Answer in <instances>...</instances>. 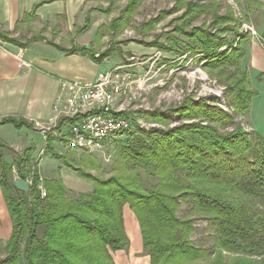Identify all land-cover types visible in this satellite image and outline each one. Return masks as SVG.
<instances>
[{
  "label": "trees",
  "instance_id": "1",
  "mask_svg": "<svg viewBox=\"0 0 264 264\" xmlns=\"http://www.w3.org/2000/svg\"><path fill=\"white\" fill-rule=\"evenodd\" d=\"M235 1H244L249 14L263 6L260 0ZM212 5L191 7L198 9L197 14L213 13L217 22ZM195 30L189 35L195 40L192 49L213 55L222 46L216 35ZM0 38L19 43L5 34ZM81 51L92 49L83 46ZM232 54L226 58L219 54L214 68L237 67L246 56L245 47ZM232 74L226 73L228 78ZM232 77L236 79L230 106L248 115L257 95L250 72L245 69ZM188 105L168 114L208 124L169 130L133 127L121 135L127 137L122 144L117 141L116 158L106 177L95 158H82L76 167L70 157L74 150L67 148L64 165L90 182V191L69 188L59 175L43 178L42 196L38 187L42 176L27 154L15 162L20 178L33 179L26 195L15 186L13 165L5 159L8 146L0 142L1 186L13 221L10 239L6 243L0 239V247L5 244L7 251L0 264H116L114 254L130 245L127 206L138 220L150 264H264V137L255 133L251 137L240 126L229 132V127L237 126L235 114L222 108L203 100L196 107ZM168 114L154 112L148 117L169 124L174 117ZM0 123L24 122L7 118ZM72 123L66 120L61 126ZM61 141L66 144L64 136ZM145 178L157 181L147 184ZM198 220L209 223L211 246L195 245Z\"/></svg>",
  "mask_w": 264,
  "mask_h": 264
},
{
  "label": "rangeland",
  "instance_id": "2",
  "mask_svg": "<svg viewBox=\"0 0 264 264\" xmlns=\"http://www.w3.org/2000/svg\"><path fill=\"white\" fill-rule=\"evenodd\" d=\"M260 1L263 4L262 8L249 14L246 11L245 2L237 3L235 0H75V13L70 14L69 20L65 15H61L56 27L49 23H41L34 25L33 28L37 31H33L43 34L42 36L47 40L63 47H76L80 51L79 45H86L87 48L92 49L89 55L100 64L98 73L127 63L132 55L148 60L145 66L136 71L142 76L150 67L155 72L153 78L146 85L135 88L136 98L131 100L123 98L117 103V105L124 103L125 114L131 118L137 129L169 130L193 124H208L199 118L192 117L184 120L177 119L178 116H175L173 112L168 114L172 109L183 108L186 103H189L188 107L192 108L203 100L211 106L222 108L232 116L235 114L237 126L229 127L227 129L229 132L240 126L244 131L251 133V137L255 136L253 133L264 137V73H262L264 71L255 72L248 55L250 44H255L264 50V38H262V35L264 36V0ZM209 4H213L218 23L214 21L213 13L197 14L198 9L191 7V5L207 6ZM77 5L80 7L78 8ZM245 13L248 15L246 16ZM230 18H233V22L229 20ZM195 29L206 30V35L209 33L219 38L218 42H221L222 46L216 48L215 54H204L189 47L195 42L189 36L193 31L197 32ZM38 44H32L29 47L38 49ZM44 46L53 49L52 44ZM240 47H245L246 56L238 60L240 62L237 63V67L214 68L220 58L219 54L225 55V57L222 55L224 58L234 56L232 53ZM91 54H95L100 60L95 59ZM104 54H106L105 57ZM245 69L249 70L252 87L257 92L252 101L251 116L236 113V109L230 106L232 85L236 79L232 76L236 77ZM226 73L233 74L228 78ZM154 112L168 114L175 119L173 118L169 124L150 120L148 116ZM126 138L119 135L103 148L93 152L71 151L73 154L70 157L75 159L76 167L82 158L97 159L102 166L100 172L106 177L110 174L116 158L117 141L122 144L121 141ZM64 148L63 154L56 152L64 155L60 159L62 164L65 163L69 151L65 146ZM91 172L99 175V172L94 170ZM43 177L45 178L44 175ZM69 179L63 176L64 182ZM145 179L147 184L157 181ZM32 180L31 178L30 185L33 183ZM69 183L74 186L85 183L91 185L78 172L76 177L69 180ZM74 189L75 191L83 190ZM85 189L89 191V188ZM186 210V204H184L182 213H186ZM196 228L197 232L193 235L195 245L211 246L213 239L209 223L198 220ZM135 232L137 233V230L133 224V233ZM6 256L7 251L3 244L0 247V260Z\"/></svg>",
  "mask_w": 264,
  "mask_h": 264
},
{
  "label": "crops",
  "instance_id": "3",
  "mask_svg": "<svg viewBox=\"0 0 264 264\" xmlns=\"http://www.w3.org/2000/svg\"><path fill=\"white\" fill-rule=\"evenodd\" d=\"M75 9V0H0V34L20 43L0 38V122L7 118L24 122L21 126L0 123V142L8 146L5 159L13 165L14 181L20 178L16 159L27 154L42 177L61 175L69 180L76 177V171L52 157V153L63 154L65 145L61 141V134L69 126H61V123L71 120L55 109V102L61 94V79H94L100 64L89 53L76 47H63L33 31H37L34 25L41 23L56 27L61 15L69 20ZM32 44H38L39 48H30ZM48 44H52L53 49L44 46ZM83 46L86 45H79L80 48ZM248 55L254 71H264V50L250 44ZM1 173L0 167V239L7 242L13 233V221L1 186ZM69 180L65 183L73 190L92 189V184L74 186ZM124 215L130 245L128 249L114 254L115 263L150 264V256L144 253L138 220L129 206L125 207ZM133 224L137 233H133Z\"/></svg>",
  "mask_w": 264,
  "mask_h": 264
},
{
  "label": "built area",
  "instance_id": "4",
  "mask_svg": "<svg viewBox=\"0 0 264 264\" xmlns=\"http://www.w3.org/2000/svg\"><path fill=\"white\" fill-rule=\"evenodd\" d=\"M147 62L143 57L132 55L127 63L101 71L94 79L60 80L61 94L55 109L73 120L68 130L61 134L66 140V148L93 152L134 127L131 118L125 114L124 103H117L123 98H136L135 88L146 85L153 78L155 72L150 67L142 76L136 71ZM30 180L31 177L26 179L29 184ZM38 187L45 196L43 177Z\"/></svg>",
  "mask_w": 264,
  "mask_h": 264
},
{
  "label": "water",
  "instance_id": "5",
  "mask_svg": "<svg viewBox=\"0 0 264 264\" xmlns=\"http://www.w3.org/2000/svg\"><path fill=\"white\" fill-rule=\"evenodd\" d=\"M15 186L17 189H19L20 191H23L25 192V194L27 195L29 193V190H30V184L22 179V178H17L15 180Z\"/></svg>",
  "mask_w": 264,
  "mask_h": 264
}]
</instances>
